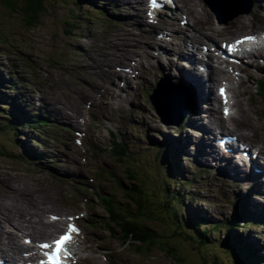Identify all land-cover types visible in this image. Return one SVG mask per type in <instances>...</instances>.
<instances>
[{
    "label": "rangeland",
    "instance_id": "1",
    "mask_svg": "<svg viewBox=\"0 0 264 264\" xmlns=\"http://www.w3.org/2000/svg\"><path fill=\"white\" fill-rule=\"evenodd\" d=\"M16 1L13 5H6L0 0V75L5 80L21 81L18 95L24 94L30 100L29 111H34L35 106L42 104L40 107L47 109L49 119L55 123H50L44 129H36L34 134L22 126L17 131L19 135H16L15 131L8 134L7 124H10L12 117L3 111L5 104L1 101L0 175L9 177L16 183L18 180L19 182L29 180L30 191L33 194L39 196L41 192L58 205L54 213L65 211L66 217L78 216L75 219L83 229L78 242L82 249L81 264H235L234 258L219 244L215 243L214 249L205 246L200 248L196 243L186 240L184 235L177 234L179 229L171 218L172 209L168 208L169 211H165L163 205L165 201V196H162L163 188L169 185L166 178L169 174L165 169L168 163L166 152L159 155L151 148L152 141L178 139L177 143L182 151V136L186 138L190 136L192 142L188 143L186 138L184 142V145L186 144L184 152L188 156L182 155V162L179 163L184 171V178L187 179L199 173L198 166L211 171L210 175L204 172L203 177L199 176L191 186L184 189V193L189 192L201 198L198 200L193 196V201L188 200L186 203L191 205L194 212H198L197 216L205 222L202 224L205 228L209 229L211 222L215 220L229 221L238 200L242 201L243 198L245 208L251 211L249 215L253 214L252 216L257 218L256 213L260 211L257 204L262 203V200L257 194L259 192L254 193L257 197L252 198L251 190L255 180L242 177L233 179L235 176L227 175L229 180H226L227 184L217 181L218 174L222 173L220 166L218 168L214 160L204 157L202 151L200 154L197 153L195 144L198 143L199 135H196L195 131H198L196 126L198 113H193L190 109L188 120L190 128L168 127L160 121L146 96V90L153 88L152 85L159 79L184 87L174 74H166L167 62L164 60V54L171 47H177V43H172L173 39L181 40L175 37L177 31L184 30L192 35L193 27L183 24V17L177 10L167 11V15L162 14L161 17L166 18L164 20L168 24L169 21L175 22L174 27L177 29L168 31L173 33L172 35L175 34L172 41H165L159 48L158 44H154L155 41L158 42L159 37L154 32L151 34L150 27L156 30L163 27L150 25L145 11L142 15L139 14L144 20L143 25L134 26L132 36L138 37L143 31L145 39H141L139 43L144 46L142 51L147 50L151 57V63L145 61L140 64L137 56L117 59L114 55H118V52L108 45L123 26L124 18L136 12L118 0H114L116 9L105 5L107 15L91 11L85 2H80L82 6L78 7V4L71 0H43L45 10L40 16L30 20L20 11L24 3L21 0ZM194 1L201 14L202 7H205L214 22H219L204 0ZM257 2L253 0V5L249 6L250 13L243 14L248 20L253 21V25L246 28L248 32L264 31V19L260 17L264 15V9H260ZM168 27L171 28L170 25ZM240 34L242 33L227 34L225 40ZM222 40L215 38L213 42L221 43ZM201 43L212 44L206 37ZM167 44L170 45L166 47ZM261 61L262 63L256 61L260 65V71L254 63L251 64L252 60H247V63L240 67L243 71L241 99L244 109L253 113L252 119L260 129L258 128V131L247 129L248 124H245L243 117L235 119L228 125L232 133L245 128L255 142L262 141L261 145L264 146V98L255 93L256 82L263 77L260 72H264V58ZM181 65L187 66L184 62ZM131 68L132 72H128ZM7 90L0 87V97L4 95L17 97L15 91ZM190 95L186 92L188 103L194 107ZM46 101L53 107L52 111L45 105ZM25 103L26 101L20 102L21 105ZM56 105L63 107L67 116L74 121L57 118L54 111ZM67 105L78 107L81 114H74L72 107H66ZM206 105L209 104L203 102V110ZM198 108L200 110L202 104ZM19 117L24 119L23 116ZM61 127L68 130L64 131ZM78 127L81 129L79 134H76ZM115 130L121 133L119 140L125 141L133 155L123 157L113 147L111 132ZM254 131L259 133L255 134ZM46 133L49 136H46ZM33 137H38L41 144ZM77 180H80L79 184H76ZM137 181L142 183L147 198L152 203L144 206L146 209L142 208L138 216L140 221L146 223L153 229L154 235L158 236V244L152 246V249L141 247L139 241L126 243L124 237L121 239L117 233H111L103 224L107 214L102 204L97 202L94 194L86 191V189L96 191L99 188L104 194L125 200L124 197L131 198V185ZM121 183L126 186V192L121 191ZM179 185L171 181L170 192L179 191L181 189ZM122 193L125 196H122ZM250 203H255L256 206L253 207ZM133 207L136 208L134 205ZM181 217H184L183 225L186 227L189 223L188 212L184 211ZM252 222L253 224L258 222V218ZM190 223L193 224L192 221ZM242 224L240 222V225ZM251 228L240 229L239 232L242 233L247 247L252 246L257 255L263 256L260 261L264 264V226H260V229ZM20 233L23 234L20 235L22 236L20 241L24 242L23 236L26 233ZM223 236L224 232L220 238ZM208 237L213 240L216 236L209 234ZM135 244L139 245L140 250L133 246Z\"/></svg>",
    "mask_w": 264,
    "mask_h": 264
},
{
    "label": "bare ground",
    "instance_id": "2",
    "mask_svg": "<svg viewBox=\"0 0 264 264\" xmlns=\"http://www.w3.org/2000/svg\"><path fill=\"white\" fill-rule=\"evenodd\" d=\"M118 1L125 7H131V9L136 10V12L134 15L124 18L123 26H121V29L117 31L108 44L111 45L113 50L118 52V55H114V57L123 60L130 56H137L140 64H143L145 61L151 63L149 52L147 53V50L142 51L144 46L139 43L141 39H145L143 31L138 37L132 36L133 29L135 28L134 26L138 27V24L143 25L144 20L139 17V14L142 15L146 9L145 0ZM177 1L181 3V5H177L176 9L184 13L182 17L185 19L186 16V20L193 27L192 35L186 34L184 30H179L175 37L182 40V47L178 49L173 46L168 49L164 54V60L167 62V68L170 71L173 70V68L178 69L177 66L179 62L173 60V55L175 54L184 57V60L190 61L189 63L192 65V69L190 70H185V68L183 69L180 67V72L174 73V76H176L179 81L183 82L188 92L192 95L196 108L195 112L198 113L196 117L198 131L195 132H197L196 135H199L197 137L199 141L198 145H200V149L203 151L202 155L206 158L208 157V159L214 160L216 164L220 165L223 173L235 176L234 178L242 174V169L251 170L250 175L246 176V178L249 177L255 180L251 195L252 198H255L257 196H255L256 194L253 195L254 193H261L257 194L261 196L262 203L258 202L259 204L257 205L260 206V211L264 213V163L261 162V160L259 161V159H261L260 157H262V160L264 159V146L261 145L262 141L255 142L250 132L245 131V128L238 130L237 133L225 131L230 122L235 119H240L241 117H243L245 124H248V126H246L247 129H260V126L255 125L252 119L251 114L253 113L244 109L241 99L242 79L239 72L236 71L239 64L230 60L222 61L220 57L214 53H204L205 44L201 43L205 37L213 41L215 38L225 40L227 34L242 33L247 35L250 32H248L246 28L253 25V21L251 22L245 16L239 15L230 24L221 25L214 22L205 7H202L201 14V12L197 10V5L194 0ZM257 1L260 9H264V0ZM160 23L164 25L167 22L161 20ZM169 25L171 28L168 27ZM174 25L175 22L169 21L165 29H177ZM163 33L164 35H169L168 33ZM258 37V39L264 42V33L259 34ZM133 41H135V43H133ZM165 41V39L159 38L158 42L155 41L154 44H158L160 48ZM239 44L241 45L243 42H239ZM168 45L170 44L165 46L167 47ZM213 47L215 49L217 48V42L216 44L214 42ZM209 56H212V62L215 63L211 64V62L208 61V59H211ZM253 62L256 67L259 66L256 60H253ZM219 86H222L228 93L225 102H220L217 96ZM207 101L212 104L205 106L208 107V109L203 110V107L200 110L199 108L197 109L200 104ZM54 107L57 118L69 120L71 122L74 121L73 118L67 116V112L63 107L57 105ZM66 107L72 106L67 105ZM229 108L234 110V113L231 116H225L223 110H228ZM72 111L76 115L81 114V109L78 107H72ZM257 131H254L255 134L259 133ZM220 134L236 135L237 140L235 143L225 141L222 144L224 149L231 150L230 154L233 159L223 158V156L218 153L216 145L213 144H221L218 141ZM187 140L190 142L192 141L191 138ZM241 140L244 141L241 142ZM185 146L186 144L184 148ZM204 146L206 148H204ZM205 162H207V160ZM256 166L260 168V171L255 170ZM13 183L16 182L12 181L11 178L0 175V264H26L32 249L35 248L34 243H37L39 239L43 240L51 237L64 223H66L65 220H62L66 219L65 211L54 213V211L58 209V205L42 195L41 192L39 196L33 194V192L30 191L29 180L22 182L18 180L16 184ZM250 205L253 207L256 206L255 203H250ZM260 226H264V216L259 221V224L254 227L260 229ZM19 232L26 233L23 239L29 237L33 244H27L25 241L21 242L22 236H20ZM258 260L259 258L257 257L255 263L258 262Z\"/></svg>",
    "mask_w": 264,
    "mask_h": 264
},
{
    "label": "trees",
    "instance_id": "3",
    "mask_svg": "<svg viewBox=\"0 0 264 264\" xmlns=\"http://www.w3.org/2000/svg\"><path fill=\"white\" fill-rule=\"evenodd\" d=\"M14 1L16 0H1L2 3L6 4V5H13L14 4ZM42 1L43 0H25L24 2L21 1L22 3H24L23 5H21V7H23V9H21L20 11L23 12V14L26 15V18H29L30 19H33V18H36L38 16H40V14L45 10L43 4H42ZM73 3H78L79 5L81 4L80 1H85L87 4L89 5H93V7H96V3L94 2V0H71ZM16 2H19V0H17ZM81 6V5H80ZM28 20V19H27ZM4 83L5 84H9L11 87H8L9 89H17V86H18V83L16 82H7V80H5L4 78L1 77L0 75V87H4ZM11 100L13 101L14 98H8L6 95H4L3 97H0V101H6L7 100ZM7 107H5L4 109V112L8 113L10 111L11 108H12V103L8 102L6 103ZM36 116H29V119L28 120V117L26 118V120H23V121H20V124H27L26 127H37L36 124H39L41 125L44 124V121L42 120H33ZM32 123H36V124H32ZM166 142H160L158 143V148L160 150H163L164 149V144ZM172 149V147H170ZM180 168V167H179ZM178 168V169H179ZM174 169H175V162H174ZM173 169V170H174ZM178 174V171L175 169L174 170V175L176 176ZM181 175V174H179ZM182 176V175H181ZM180 184H182L185 188L188 187V185L191 184V181L190 180H186V181H181ZM169 187L167 186L166 189H168ZM135 191H137V189H135ZM144 196V195H143ZM165 197L167 198V202L169 203V206L171 207V211L172 214L174 215V218L176 221H178L180 223V226L181 228L184 227L183 225V222H184V217H181L183 215V212L187 209L188 212H191V209L189 206L186 205V202L185 200H187V197L186 195H184V193H177V194H174V193H168L165 195ZM135 199V198H134ZM186 205V206H185ZM117 206L120 210H114L113 211V218H114V221L117 225H119L121 227V232L120 234L122 235V237H124L126 240L128 239H132L134 241H139L141 243V247H147V248H150L152 249V246H157L158 244V240L155 239V235L151 232V230L149 228H146V227H142L140 224H138L136 221V215H139V211L134 212V215H133V219L136 220V221H133V220H129L127 218V215H130V214H133L128 207L126 206H120L119 203H117ZM237 214L233 215L232 219H231V224L229 226H227L228 228V240L233 244V245H236V249L241 251L242 249L240 247H238L239 243L240 242H243V235L242 233L239 232L240 229H245V230H249L250 227H252V224H249V223H245L244 225H240L239 224V221H244L245 220V216H243V214H241L242 216L239 215V217L236 216ZM197 215L195 216L193 213H191V217H190V220L191 221H194V222H198V219H197ZM122 220V221H120ZM220 223H218V225L216 226H211V229H209V231H203V232H200L199 231V223H196V224H187V226H194L193 228L198 231L200 233V236L203 238V239H206L207 242L209 243V238L206 237L207 234L209 233H213L215 231H220L223 226L222 225H219ZM150 231H149V230ZM185 229V228H183ZM174 234H175V231H174ZM129 237V238H128ZM128 238V239H127ZM158 238V237H157ZM203 242V241H201ZM157 243V244H156ZM138 250H140V247L138 244H135L134 245ZM249 249V250H247ZM255 252H257L255 250ZM240 255H242L243 259H251L252 262H249V264H253L255 263V260L257 259L258 256H256L253 251L247 247L246 245L243 246V252L240 253ZM260 258V257H259ZM239 263L241 264V261H239ZM258 264V263H257Z\"/></svg>",
    "mask_w": 264,
    "mask_h": 264
},
{
    "label": "water",
    "instance_id": "4",
    "mask_svg": "<svg viewBox=\"0 0 264 264\" xmlns=\"http://www.w3.org/2000/svg\"><path fill=\"white\" fill-rule=\"evenodd\" d=\"M21 1L24 2L25 0ZM237 14L238 12H235L229 18H232ZM229 18L221 19V22L225 23ZM164 89L165 88L162 85H159L152 97V101L157 111L164 119H166L167 114L182 115L184 111L183 98L174 88L166 90L169 92L168 94H165L163 91Z\"/></svg>",
    "mask_w": 264,
    "mask_h": 264
}]
</instances>
